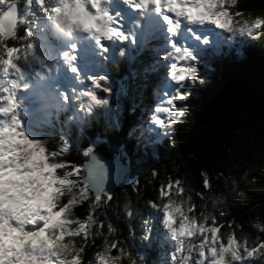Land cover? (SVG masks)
<instances>
[{"label":"snow or ice","instance_id":"1","mask_svg":"<svg viewBox=\"0 0 264 264\" xmlns=\"http://www.w3.org/2000/svg\"><path fill=\"white\" fill-rule=\"evenodd\" d=\"M235 4L236 0H23L21 8L20 0H0V181L5 193L19 194L0 208V264H82L85 249L75 240H86L95 221L91 214L86 220L74 218L72 209L90 193L93 208L104 197L112 199L105 187V166L94 147L83 151L88 158L84 165L69 166L57 160L60 153L49 152L41 138L29 135L28 115L40 123L54 110L57 117L70 113L69 122L83 124L99 114L97 109L110 112L117 89L107 67L119 63L120 57L141 60L146 77L156 76L159 103L150 119L174 131L189 114L183 105L195 95L192 86L206 82L201 65L210 68L223 55L225 40L253 37L264 29V19H235L243 15L232 11ZM57 19L62 22L56 24ZM20 24L25 25L23 35L17 32ZM61 141L60 151L67 152L70 141L64 136ZM65 167L71 170L60 175L58 170ZM203 186L210 188L207 177ZM35 190L37 202L23 204L24 194ZM184 192L180 180L170 181L160 189L167 202L159 207L149 202L174 242L168 264H251L264 256V240L257 237L249 246L235 231L221 234L218 226L206 224V217L193 215L195 205L191 196L183 199ZM65 196L67 202H62ZM24 206L30 210L21 213ZM254 228L264 233V224ZM108 231H113L111 225ZM113 249L118 244L105 241L96 264H120L123 249L119 255Z\"/></svg>","mask_w":264,"mask_h":264},{"label":"trees","instance_id":"2","mask_svg":"<svg viewBox=\"0 0 264 264\" xmlns=\"http://www.w3.org/2000/svg\"><path fill=\"white\" fill-rule=\"evenodd\" d=\"M20 5L23 8V0ZM237 10L243 14L237 20L264 19V0H236L232 11ZM24 30V24L18 25L19 35ZM221 52L211 63V75L201 65L206 82L192 86L195 95L183 105L189 114L171 136L150 119L159 103L156 76L146 77L141 60L120 57L119 63L107 67L117 89L110 112L97 109L99 114L87 117L83 124L69 122L70 113L58 117L53 113L33 126L32 136L41 138L49 152L60 153L57 160L69 166L84 165L88 158L83 151L98 142L96 153L120 159L131 169L111 200L104 197L93 208L94 193H90L88 200L72 209L74 218L86 220L91 214L95 221L86 240H75L77 247L85 249L82 264H96L105 241L118 244L115 255L123 249L120 264H130V260L168 264L174 242L162 226L160 212L149 202L158 207L166 203L160 197L161 186L175 180L185 189L183 199L191 196L193 215L206 217V224H215L221 234L235 231L248 239L249 246L257 237L264 240V233L254 228L255 220L264 224V29L243 40H225ZM61 136L70 141L67 152L60 151ZM70 170L65 167L58 173ZM79 175L82 178L85 173ZM205 177L210 182L207 189ZM67 199L63 197L62 202ZM146 234L148 240L143 239ZM251 264H264V256L252 259Z\"/></svg>","mask_w":264,"mask_h":264},{"label":"water","instance_id":"3","mask_svg":"<svg viewBox=\"0 0 264 264\" xmlns=\"http://www.w3.org/2000/svg\"><path fill=\"white\" fill-rule=\"evenodd\" d=\"M96 153V152H95ZM100 162L105 166V187L108 194L113 195L116 189L123 184L131 169L120 159H111L96 153Z\"/></svg>","mask_w":264,"mask_h":264},{"label":"rangeland","instance_id":"4","mask_svg":"<svg viewBox=\"0 0 264 264\" xmlns=\"http://www.w3.org/2000/svg\"><path fill=\"white\" fill-rule=\"evenodd\" d=\"M244 38L245 37H241V38H237V39L243 40ZM230 41H232V40H230ZM206 70L208 71L207 74L211 75L209 71H212L213 70L212 67L210 66V68H206ZM81 115H83V113H81ZM161 117L163 119H166L167 120V116L166 115L164 116V114H162ZM35 119L36 118L33 117L31 114L28 115L27 120H26L27 131H28V125L32 121H35ZM162 131L166 132V135L167 136H171L174 133V131H168V130H166L164 128H163ZM28 133H29V131H28ZM93 147L94 148L95 147L96 148L99 147V143L98 142L94 143L93 144ZM121 154H122V152H121ZM122 155H124V153ZM38 194H39V190L30 191V192L25 193L22 203L31 206L32 204H34L35 202H37V195ZM18 197H19V194L15 193V192L8 191L7 193H5V191L3 189V186H2V181H0V208H3L6 200H9L10 201V200H13V199H17ZM255 223H259V221L258 220H255ZM261 224H263V223H261Z\"/></svg>","mask_w":264,"mask_h":264},{"label":"clouds","instance_id":"5","mask_svg":"<svg viewBox=\"0 0 264 264\" xmlns=\"http://www.w3.org/2000/svg\"><path fill=\"white\" fill-rule=\"evenodd\" d=\"M73 19H74V20L79 19V16H78V15H74ZM61 22H62V21H61L60 19H57V21H56L55 23H56V24H59V23H61ZM184 63H185V65H187L188 61H185ZM29 210H30V209H28L27 206H24V207L21 208L19 211H20L21 213H23V212H27V211H29ZM128 215L130 216V215H131V212H129ZM130 264H136V262H135L134 260H130Z\"/></svg>","mask_w":264,"mask_h":264}]
</instances>
